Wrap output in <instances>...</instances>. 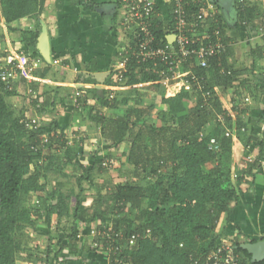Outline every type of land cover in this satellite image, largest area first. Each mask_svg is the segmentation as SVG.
<instances>
[{
    "label": "trees",
    "instance_id": "1",
    "mask_svg": "<svg viewBox=\"0 0 264 264\" xmlns=\"http://www.w3.org/2000/svg\"><path fill=\"white\" fill-rule=\"evenodd\" d=\"M42 4L43 0H0V24L3 22L7 31L12 32L13 23L35 17ZM216 5L218 6L217 3ZM189 12L192 14L195 9L190 7ZM243 16L242 14L241 17ZM251 17L252 11L246 7L245 19L249 22ZM217 20L221 27L220 14ZM155 23L158 25L153 24L156 28L154 34L159 44H166L163 24L160 19ZM212 24L209 21V25ZM233 27L236 32L246 30L245 26L237 22ZM221 30L225 34L223 26ZM38 38L37 30L19 33V41L34 59L41 57ZM3 39L0 35V40ZM258 51L263 52L262 49ZM7 57V52H0V63H5V66L0 68V264H17L18 254L25 250L23 231L28 226L35 227L40 219L38 204H34L36 200L33 202L31 199L37 208H25L23 203L32 194L41 198L45 189L46 196L43 199L56 201L47 212L48 218L53 213L57 214L59 221L71 218L72 226L89 225L99 218L100 224L111 223L113 229L121 230L124 240H129L132 234L140 235V238L131 244L127 241L121 242V251L111 255L108 264H116V260L121 261V264H190L193 258L208 255L216 249L222 237V234L216 231L218 223L222 217L230 216L232 205L237 204L242 195L240 185L243 178L230 172V168L235 167V164L231 160L233 140L227 132L236 127L237 135L242 138L245 149L256 140V137L249 134L246 137L240 134L241 127L245 125L241 118L243 110L233 108L228 115L216 88L230 87L237 80V76L248 69L237 70L233 66H226L222 57L221 67L225 73H220L216 60L211 62L207 72L194 70V73L203 77V93H209L206 96L200 92L183 91L176 94L175 85H170L166 91L161 92V103L168 106V111L161 116L160 120L164 124L160 126L146 123V119L140 118L136 109L124 111L113 124L116 129L114 142L129 144L128 152L122 154L124 160L121 164L131 167L133 174L124 182L106 186L110 190L105 195L97 191L92 203L88 205L85 183L91 178L93 171L97 170L99 173L109 170L101 167V160L94 162L91 168L78 165L75 162L78 157L77 146H69L66 141H61L63 145L59 143L60 134L56 132L58 124L52 121V133L48 132L47 142H51L53 136L58 135L57 143L63 148L61 152L65 166H76L81 174L75 179L76 192L73 188L67 193L62 192L61 187L48 189L46 174L41 171L43 166H39L41 147H44L41 137L46 131L43 128L25 129L20 123L21 117L16 116L7 103V98L15 95L13 89L7 90L1 79L4 70L15 68L14 60ZM253 66L250 69H253ZM142 79L159 85V79L155 76L142 75ZM242 83L247 82L244 80ZM13 87L15 88L14 84ZM235 93L241 95L237 90ZM262 93L264 94V90ZM193 99L195 103L186 107V102ZM102 103L108 105L107 101ZM233 111L236 117L233 116ZM218 116L223 118L221 122L217 121ZM211 123L216 126L214 133L199 138L202 130ZM212 138L216 142L217 150L209 148ZM46 150H51L49 145ZM263 153L260 146L254 160L248 165L249 173L257 169ZM217 155L229 164L226 172L222 171L221 161H218L216 166H207L209 159L216 158ZM46 158L55 160L49 153ZM105 158L113 160L115 166H118V161L113 159L116 158L113 153L108 152ZM50 167L51 162L46 168V173L50 171ZM109 212L111 216H107ZM116 214L119 218H114ZM147 231L149 236H145ZM77 235L72 233L59 236L56 258H61L64 250L76 254V259H79V253L90 252L89 246L86 248L82 244L80 248V242L76 240ZM238 237L239 234L231 241L234 252L241 256L239 264H264V259L256 262L242 249L243 244H254L257 241H240ZM65 238L68 239L67 247L62 244ZM88 240L90 241V238ZM84 243L87 244L88 241ZM49 252L50 249L45 253ZM63 260L70 258L58 259L54 264H62Z\"/></svg>",
    "mask_w": 264,
    "mask_h": 264
},
{
    "label": "crops",
    "instance_id": "2",
    "mask_svg": "<svg viewBox=\"0 0 264 264\" xmlns=\"http://www.w3.org/2000/svg\"><path fill=\"white\" fill-rule=\"evenodd\" d=\"M118 3V0H43L35 17L12 24L14 31L9 32L3 22L0 24V33L4 30L1 36L6 39V50L10 53H7V58L14 60V63L19 62L21 56L27 58L28 64L34 59L19 41L21 31L37 30L39 38L46 36L48 50V56L45 57L38 48L42 67L31 73L30 83L22 77L15 82V95L9 97L11 104L8 101L7 103L13 104L14 114L21 119L39 116L40 128L46 131L41 141L44 137H49L48 132L52 133L51 122H57L56 132L60 134L58 141H66L69 146L76 145L78 157L75 162L86 168H91L94 162L107 159L105 156L108 152L113 153L117 159L124 160L122 154L128 152L129 144L114 142L116 129L113 126L124 111L136 109L140 118H145L146 123L156 126L164 124L160 119L168 111V106L161 103L162 89L152 82L144 81L136 70L124 86L120 87L116 81V52L119 47L127 44L125 34L116 28ZM217 4L218 6L216 3L215 6L222 17V26L230 43L227 56L224 57L225 64L237 70L248 71L237 76V80L230 87H217L216 92L223 105L229 106L228 109L225 107L227 110H243L241 118L245 125L241 127L240 132L256 137L247 149L240 142H235L233 150H250L254 155L260 146L264 151V39L259 29V17L264 13V0L247 1L252 17L249 22L247 20L250 26L244 32H236L233 27L236 23L233 1L228 9H224L220 3ZM104 5H110V10H105ZM158 12L166 31L171 23V11L165 0H158ZM207 26L209 27V22ZM261 49L262 53L258 51ZM54 60H57L58 64H53ZM252 65L254 68L250 69ZM4 66L5 63H0V68ZM244 80L247 83L243 84ZM28 88L36 90L39 110L31 108L27 96ZM220 90L223 92L222 96L218 93ZM236 90L242 96L234 94ZM76 93L80 95L76 97ZM110 94L114 95L111 102ZM245 98L249 99L248 102H245ZM75 101L79 104L78 107L75 106ZM103 101H107L108 105H104ZM233 114L236 117L235 111ZM232 130L237 133L236 127ZM57 150L63 148L58 146ZM248 165L240 162L237 167L238 175L243 178L240 185L242 195L238 203L233 205L230 216L222 217L217 226L222 233L225 229L222 235L227 241H231L230 239L238 234L240 241L253 239L258 242L264 239V153L257 169L249 173ZM93 199V196H87V204L90 205ZM68 220L69 226L72 221L71 218ZM70 227H75L73 233H79L83 229L79 224ZM36 228L37 234L39 231L46 232L49 243L45 248H42L40 241L33 247H28L30 250L25 256L21 254L27 262L28 258L31 260L28 255L30 251H46L54 242L50 236L53 226L39 225ZM87 241L89 242L88 237L80 240V248L83 245L87 248L88 243H84ZM62 244L67 247L68 239L65 238ZM62 252L67 254L65 258H69L68 254L72 253L74 260L76 254L68 250ZM84 254L77 255L79 259L75 260L80 261L76 264H92L89 253L84 260L80 259ZM95 258L93 259L95 262L99 261L98 264L105 260L103 256Z\"/></svg>",
    "mask_w": 264,
    "mask_h": 264
},
{
    "label": "built area",
    "instance_id": "3",
    "mask_svg": "<svg viewBox=\"0 0 264 264\" xmlns=\"http://www.w3.org/2000/svg\"><path fill=\"white\" fill-rule=\"evenodd\" d=\"M116 28L125 34L127 44L119 47L116 52V63L114 73L119 86H124L133 71L140 75L155 76L158 86L162 91H166L170 85H175V93L195 92L203 93L201 81L203 77L194 73V70L207 72L211 62L215 61L220 73H225L221 67V59L227 55L230 43L226 34L222 33V26H219L217 16L219 10L213 0H165L170 6L171 23L163 34L166 44H159L154 31L157 26L156 20L160 19L158 12V0H118ZM248 0H233V9L236 22L246 28L250 24L245 19V12ZM193 7L195 12L190 14L189 9ZM244 15L241 17V15ZM259 29L264 38V13L259 17ZM213 24L207 26L208 22ZM205 28L203 29V27ZM15 63V68L4 70L1 75L7 90L13 89V84L21 77L27 82H31V73L42 67V58H35L31 62L25 56ZM53 64H58L57 60ZM229 74V72H227ZM80 94L76 93L78 97ZM27 96L30 105L39 110L40 105L36 98L37 92L28 88ZM110 101L114 95L110 94ZM245 98V102H248ZM75 106L79 104L75 101ZM230 115V111L226 110ZM234 116V115H233ZM221 116L217 121H222ZM27 130L39 129L41 126L40 118L30 117L20 121ZM204 137L200 133L199 138ZM47 143V138H43L41 144ZM44 146V145H42ZM210 149L217 150L215 140H210ZM251 162L252 158L247 157ZM40 164V163H39ZM102 168L111 170L115 167L113 160L103 159L100 161ZM109 223L107 226L99 225L89 231L90 241L88 246L89 253L106 258L109 263L110 256L118 254L122 245L121 242L133 243L140 238L139 234H132L129 240H124L122 231L113 229ZM145 236H149L146 232ZM76 240L80 242L81 236L77 233ZM231 240V239H230ZM96 256V257H97ZM241 256L234 252L232 241L222 240L216 249L208 255H200L193 258L190 264H239ZM121 264V261H115Z\"/></svg>",
    "mask_w": 264,
    "mask_h": 264
},
{
    "label": "rangeland",
    "instance_id": "4",
    "mask_svg": "<svg viewBox=\"0 0 264 264\" xmlns=\"http://www.w3.org/2000/svg\"><path fill=\"white\" fill-rule=\"evenodd\" d=\"M230 22L233 23V20H231ZM0 31H1V29H0ZM3 32H4V30H3ZM3 32L0 33V35L3 34ZM5 42H6V39L0 40V52H7L10 55V53L6 50L7 45H6ZM4 43H5V45H4ZM218 93L221 96L223 95V92L221 90L218 91ZM241 96H242V94H241ZM7 101L10 103V98H7ZM194 103H195L194 99L191 100V101H187L186 102V107H191ZM10 106H11L13 112L15 113V107L13 106V104L10 105ZM225 107L227 109L229 108V106L227 104H225ZM31 108L33 110H35L33 105H31ZM159 111H161V109H159ZM23 119H21V120H23ZM215 127H216L215 124L211 123V124L207 125L202 130V133L204 135L213 134L214 130H215ZM227 133L231 134V137H232V140H233L232 141L233 144L235 142H236V144H237V142H240L243 145V140H242V138H240L237 135L236 131H233L231 129V130H228ZM240 134H243L244 137H246V135L248 133H241L240 132ZM56 136H58V135H56ZM57 139H58V137H56V138L53 137V140H55V142H52L53 141L52 140L51 143L47 142V143L43 144L44 147H42L41 148L42 150L40 151L42 157L39 160L41 165H39V166H43V167H41L42 168L41 171H42V174H46L47 181H48V186H49L48 189L50 187H52V189H56L58 187H61V191L64 192V193H67L71 188H73L75 190V192H76L77 187H76L75 179H76L77 176H79L81 174V171L76 166H69V165L65 166V162H64L65 159H64V156H63V152H61L62 150H57L58 146H59V144L57 143ZM60 142L61 141H59V143ZM48 145L50 146L51 150L47 151L46 147ZM232 151L233 152L231 154V160H232V163L235 164V167L232 166L230 168V170H231L230 172H231V174L232 173L238 174L236 169L240 165V162H244L245 164H249L250 162L247 161V157H248L247 155L250 154L251 156L250 155L249 156L252 158V161H253L258 150H256V152L253 153L254 155L251 154L250 150L248 151V150H240V149H238V150H232ZM48 153L50 155H52L55 158V160H51L50 161V159H47L46 156L48 155ZM219 158L220 157H218V155H217L216 158L209 159L210 162L208 163L209 165H207V166H216L217 162L221 161L222 171L226 172V168H228L229 164L224 162V159H219ZM113 159L118 161V166H117L118 170H116V169H111L109 171L102 170L99 173H98L97 170L93 171L94 172V173H92L93 175L88 180V182L85 183V185H84V190H85V192L87 193L88 196H93L95 198V194L97 193V191H99V192H101L102 194L105 195V193L110 190V188H108L106 186H109V185H111V184H113L115 182H121V181L124 182L125 180L129 179L132 176V174H133L132 168L125 166V164H121V162H123V159H116V158H113ZM50 162H51L50 171L46 173V168L48 167ZM151 181H153V179ZM151 181H150V183H152ZM45 196H46V189L42 193V197L41 198H38L37 195L32 194L28 198V200L23 203L25 208H29V209L30 208L31 209L32 208H37L36 206L33 205L31 199L33 198V202H34V200H36V203H34V204L35 205L38 204V207H39V212L38 213H39L40 219L37 220V222L35 224V227L34 226H28L26 228V230L23 231V233H22V237H23L22 241H23V244L25 246V250L23 252L21 251L18 254V256H19L18 259L19 260H17V262H16L17 264H31V263L32 264H51V263L54 264L58 259L65 258V256H67V254L64 253V257H63V254H61L62 255L61 258L60 257H57V258L55 257V253L58 251V247L56 245V242L59 240V236L62 235V233H64V235L72 234L73 230L75 229V227H74V229H73V227L71 228L70 227V223H69V226H68L67 225L68 224V220L59 221L58 217H57V214H55V213H53L49 218L47 217V212L50 210V206L52 204H55L56 201L54 199H49V200L46 201L45 199H43ZM70 204H72V203L70 202ZM107 216H111L110 212H109V214H107ZM114 218H119V215L116 214L114 216ZM100 223H101L100 219L96 218L95 222H93L92 224H89V225H83L82 224V225H80L81 227H83L82 231H79V233H81V234H79L81 236L80 240H82V241L85 240L86 237L89 236V231L91 229H95L99 225H101V226L109 225V223H102V224H100ZM39 225H43L45 227L53 226L52 233L51 234L49 233V234L54 239V242H52L53 245L50 246V252L49 253H45L46 251H42V252L30 251L29 253H31V254L28 253V255L30 256L31 260L29 261V258H28V262H27L25 260V258H23L21 256V254L25 256V254L30 250V249H28V247H33L36 242L40 241V242H42L41 243L42 248H45L46 245L49 243L48 240L46 239L48 237L46 232L40 233L41 231H39L40 234L39 233L37 234V228L36 227L39 226ZM64 228H66V229H64ZM78 228L79 227L77 226L76 230H78ZM216 231H217L218 234H223L224 235V233H225V229L223 230L224 231L223 233L221 232L222 230L220 228H219V230L217 228ZM223 235H222L220 241H222L224 239ZM84 237H85V239H84ZM89 254H91V256L89 257L90 260H91L90 262H92V264H94V263L98 264L99 261L98 262H95V261L93 262V260H94L93 258H95L97 255H94L92 253H89ZM85 256H88V253L84 254V256H82L80 259L84 260L83 258ZM68 257L70 258V260H67V261L63 260L62 264H76L77 261H80V260L74 261L72 259V257H73L72 253H69ZM101 264H108L106 262V258H105V261H103Z\"/></svg>",
    "mask_w": 264,
    "mask_h": 264
},
{
    "label": "water",
    "instance_id": "5",
    "mask_svg": "<svg viewBox=\"0 0 264 264\" xmlns=\"http://www.w3.org/2000/svg\"><path fill=\"white\" fill-rule=\"evenodd\" d=\"M216 3L222 4L224 9H228L233 0H215ZM105 10H110V5H104ZM38 48L40 49V53L47 57V39L46 36H42L38 38ZM242 249L246 250L248 254L251 255L252 260L256 262H261L264 259V242L258 241L254 244H243Z\"/></svg>",
    "mask_w": 264,
    "mask_h": 264
}]
</instances>
